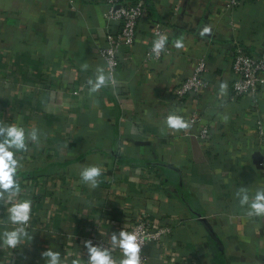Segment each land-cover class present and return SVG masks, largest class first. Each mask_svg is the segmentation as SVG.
I'll list each match as a JSON object with an SVG mask.
<instances>
[{
	"label": "crops",
	"instance_id": "1",
	"mask_svg": "<svg viewBox=\"0 0 264 264\" xmlns=\"http://www.w3.org/2000/svg\"><path fill=\"white\" fill-rule=\"evenodd\" d=\"M141 1L146 11L135 39L119 49L116 88L89 95L87 80L103 67L97 51L117 30L102 18L101 0H0V71L10 74L0 86V122L39 132L28 148L31 169L18 172V199L32 201L30 239L16 249L0 247V264H48L42 254L49 249L71 264L95 217L107 223L139 208L171 229L162 243L146 246V264H165L174 255L186 258L183 264H264V218L247 217L236 196L240 188L250 196L264 188V142L251 134L256 120L264 128V88L255 102L230 91L234 46L263 54L264 0H240L230 10L228 0ZM156 22L165 28L170 54L144 63ZM205 26L212 31L202 37ZM178 37L184 49L173 47ZM199 58L206 88L173 101L171 89ZM193 112L200 120L188 131L167 128L169 114L187 120ZM203 125L210 130L205 145L196 137ZM91 165L103 169L95 189L80 178ZM8 207L5 194L0 234L16 227Z\"/></svg>",
	"mask_w": 264,
	"mask_h": 264
},
{
	"label": "built area",
	"instance_id": "2",
	"mask_svg": "<svg viewBox=\"0 0 264 264\" xmlns=\"http://www.w3.org/2000/svg\"><path fill=\"white\" fill-rule=\"evenodd\" d=\"M240 0H228L226 3V9L230 10L239 5ZM104 6L102 18L106 22L113 21L117 23V30L113 33H107L105 35V46L101 47L97 51V57L102 62L105 72L111 71L114 77V83L105 87L107 91H113L116 88L117 79L115 78V71L117 67V57L119 55L120 47L129 48L135 39V25L137 21L144 17L146 7L141 0H101ZM71 4V2H70ZM154 40L160 35H166L165 28L158 22L153 23L150 29ZM152 44L146 49L144 55V63H156L162 57L170 54V50L166 46V50L159 56L152 52ZM206 67L203 59L199 58L194 61L191 73L179 81V83L171 89V97L173 101H180L185 97L197 96L203 89L206 88L207 82L204 78ZM230 70L233 75V80L230 82V91L232 98H249L252 102H255V96L257 92L264 88V47L263 54L259 56L250 55L246 53L240 46L235 45L231 53ZM8 70L0 71V86H7L9 82ZM75 93L77 91H74ZM191 123V127L196 125L200 120V117L195 113L187 119ZM252 136L259 142H264V128L260 120H256L254 123V130ZM210 130L207 126L203 125L198 127L196 137L202 145H205L209 139ZM36 143L29 142L28 148L32 147ZM20 159L22 167L19 169V173L28 172L34 162L32 154L27 152L16 153ZM261 175L264 180V169L261 171ZM159 181V179H157ZM53 206V207H52ZM52 210H56V205H50ZM52 210H50L52 212ZM130 213L128 216H122L118 219H114L107 223L102 222L100 217H95V229L83 238V242L91 240L93 246H100L108 249H112L111 235L117 234L122 230L137 232L143 239L141 245V259L142 264H146L145 248L151 244L154 247L162 243L164 238L170 236L171 229L164 224L159 218L148 216L144 209H137L135 212ZM41 222V221H40ZM107 228V229H106ZM108 228L110 232L107 233ZM39 229V228H38ZM105 229V230H104ZM53 235L45 236L43 243L52 238ZM69 237L66 236L63 241H68ZM39 243V242H38ZM83 250L74 255V259L79 256L82 260V264H86L88 260L87 249L84 244ZM122 252L119 248H116L112 253ZM123 256V255H122ZM62 261H65L62 258ZM187 261L186 258L178 257V255L171 256L165 261V264H183ZM66 264H70L65 261Z\"/></svg>",
	"mask_w": 264,
	"mask_h": 264
},
{
	"label": "clouds",
	"instance_id": "3",
	"mask_svg": "<svg viewBox=\"0 0 264 264\" xmlns=\"http://www.w3.org/2000/svg\"><path fill=\"white\" fill-rule=\"evenodd\" d=\"M211 27L205 26L201 31V36L211 34ZM168 37L160 35L153 41L152 52L159 56L166 50ZM176 49H184L185 43L183 37H178L173 43ZM87 63L81 65L82 69H87ZM114 77L111 71L105 72L103 67L96 69L94 79L87 80L89 95L97 94L102 88L113 84ZM220 95H226L227 83L221 82L219 85ZM227 120V117H225ZM166 126L172 132L188 131L191 128V123L183 116L177 114H169L165 118ZM39 132L37 129L26 133L25 129L16 124H4L0 122V200L8 196V220L16 227L13 230H5L0 234V247L16 249L22 242V238H29L26 231L29 226L32 214V201L30 199H18L21 196L20 180L18 171L22 167L20 159L16 153L27 152L28 143H38ZM103 174V169L99 166L91 165L82 167L80 171L81 181L87 184L90 188L95 189L99 185V178ZM236 196L239 200L241 208H247L246 215L249 218L262 217L264 218V188L257 189L253 196H250L247 188H240ZM112 249L93 246L91 240L84 242V247L87 249L88 260L86 264H142L141 245L143 239L135 232L122 230L119 232V237L116 233L111 235ZM119 248L122 252V259H115L112 252ZM43 256L48 258V264H66L60 258V253L51 249L45 251ZM71 264H82L79 256L71 261Z\"/></svg>",
	"mask_w": 264,
	"mask_h": 264
},
{
	"label": "water",
	"instance_id": "4",
	"mask_svg": "<svg viewBox=\"0 0 264 264\" xmlns=\"http://www.w3.org/2000/svg\"><path fill=\"white\" fill-rule=\"evenodd\" d=\"M200 220H203V219H200ZM205 225V224H204ZM208 229H209V227L207 226V225H205ZM211 232V230H209V233ZM211 234H212V232H211ZM212 239H213V241H214V243L216 244V246H218V241H217V239H216V237H214L213 235H212ZM218 249V253H222V251H221V249L220 248H217Z\"/></svg>",
	"mask_w": 264,
	"mask_h": 264
},
{
	"label": "trees",
	"instance_id": "5",
	"mask_svg": "<svg viewBox=\"0 0 264 264\" xmlns=\"http://www.w3.org/2000/svg\"><path fill=\"white\" fill-rule=\"evenodd\" d=\"M206 227V226H205ZM206 230L209 232V229L206 227ZM210 234H211V232H210Z\"/></svg>",
	"mask_w": 264,
	"mask_h": 264
}]
</instances>
